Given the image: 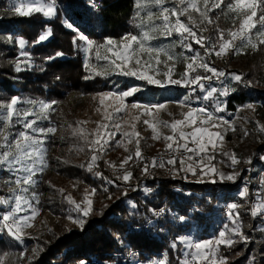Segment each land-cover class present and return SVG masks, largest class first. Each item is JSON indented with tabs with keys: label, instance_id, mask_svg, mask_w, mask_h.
<instances>
[{
	"label": "trees",
	"instance_id": "16d2710c",
	"mask_svg": "<svg viewBox=\"0 0 264 264\" xmlns=\"http://www.w3.org/2000/svg\"><path fill=\"white\" fill-rule=\"evenodd\" d=\"M232 2L224 0L220 9L209 13L213 23L207 22L204 36L216 41L218 29L224 30L227 38L229 30L239 27V19L228 12L227 5ZM56 8L58 14L51 19L37 13L0 17V104L19 97L21 106L30 101H55L53 106L57 108L73 92L88 94L106 92L115 86L128 87L111 78L86 79L77 34L96 43L136 34V0H56ZM62 18L76 31L64 28ZM49 29L52 35L36 43ZM194 30L199 34L198 29ZM9 36L13 37L11 43ZM19 38L24 39L25 50L31 54L34 64L31 70L15 71L13 63L21 51L16 42ZM248 51L236 58L227 55L215 60L219 70L229 75L237 71L230 66L244 65L247 69L243 82L228 86L219 79V89L224 84V91H228L223 100L229 113L235 111L236 104L249 101L264 109V45ZM57 52L63 55L46 59ZM147 90L153 97L160 93L157 88ZM133 99L144 100V92ZM2 126L0 124V128ZM262 164L264 166V162ZM99 172L102 177L87 172V178L103 206L95 208V215H91L79 231L65 233L40 245L28 264H156L163 259L166 264H183L182 246L177 236L189 231L194 224L204 227L200 233L206 237L211 218L224 207L222 203L233 201L235 197L232 196L235 185L231 183H185L164 178L158 170L142 177L139 166L131 167L132 177L128 182L118 178L123 175H111L103 166ZM160 208L165 209L163 217L153 218V210ZM248 238L244 247L235 245L221 249L220 255L227 257V264H252V257L255 264H264V230L253 229ZM24 241L25 248L7 230L1 231L0 264H20L22 252L31 246L29 239Z\"/></svg>",
	"mask_w": 264,
	"mask_h": 264
},
{
	"label": "rangeland",
	"instance_id": "374dc122",
	"mask_svg": "<svg viewBox=\"0 0 264 264\" xmlns=\"http://www.w3.org/2000/svg\"><path fill=\"white\" fill-rule=\"evenodd\" d=\"M14 2L15 0H0V17H19V15L15 14L13 10ZM41 2L46 3L47 0H41ZM164 6L170 9L178 7L180 6L179 0H165ZM201 7L203 6L201 5ZM136 9V25L139 23L137 16L138 13H140V15L146 20L148 12H152L155 16H159L160 11L158 6L150 4L148 0H136ZM37 14H40L44 19H49L42 13ZM190 15L196 24L199 25V28L196 29L199 30L206 26L207 21L202 22V18L198 12L190 10ZM172 19L174 20L175 18ZM181 19L186 23L188 22L187 15L182 16ZM154 22L158 24L160 23V20L154 19ZM69 25V22L66 21L65 18H62V26L64 28L76 31L72 26L69 27ZM141 31L142 29L138 28L136 34H139ZM255 31L256 30H253V42L258 43L255 37ZM79 36L80 34L78 33L77 38L81 42L80 50L82 53L84 68L86 69L87 77H90L88 79H93L95 77L111 78L119 81L121 84H126L128 87L123 89L115 86L106 92H94L88 94L70 93L57 108L52 106L53 110L48 113L47 119H42L38 122L37 127H54L56 128V132L49 133L43 145L46 149L48 167L35 177L38 184L32 188V191L39 193V204L37 205L38 214L28 221L29 226L23 228L22 237L19 242L21 243V246H24L23 248H25L24 240L29 239L31 246L29 248L26 247L25 251L22 252L20 256V264L30 263L31 258L37 253V251H39L40 245L44 244V242L54 240L65 233L79 231L81 227L74 223L73 219H82L83 225H85V221H87L91 215H95L97 212H95V210L103 206L102 200H99L97 192L95 191V194L89 197L93 201V211L88 216H82V214H78L74 210L73 205L69 204L65 199L66 196L70 195L76 202H81L84 199L86 192L90 193L93 190L88 182L89 179L87 178V172H99L101 166L114 176L123 175L125 172H130L131 167L139 166L142 169V177L150 176L158 170L164 178L171 177L173 180H181L185 183H213L212 180L214 177L211 174L193 175L190 172L180 171L179 160H177L176 165L173 166L166 163L167 159H163L165 162L163 167H154L153 158H159L162 154L169 152L166 150V141L163 137L172 135V132L170 128L161 126L159 127L161 138L153 139L151 128L144 123L145 120L151 121L152 117L146 115L145 109L142 107L133 108L131 106L133 104L149 106L159 104L165 105L163 109L158 110L152 108L151 111L158 120L169 123L176 119H184V114L189 110L199 109L201 107L212 112L214 116L222 117L224 121L229 122L225 125L221 121H215V123L220 125L218 128H213L211 125L204 126L208 127L210 131H219L223 135V140L217 142V146L214 150L209 146L208 154L215 157V159L211 161V165H214L219 171L224 172L225 174H233L234 172L240 174L235 181H221L218 176L215 177V183L234 184L235 191L232 196L235 197H233V201L222 203V206L224 207L211 218L212 224L208 229L206 237H203L200 233L204 227H198L193 224L189 231L177 236V241L178 238H185L186 240L193 242L213 240L226 225L229 228L233 227L232 221L229 217L230 211H232L233 214H239V227L247 237L253 229L260 231L264 230V210H262V212L256 217H253L251 214L253 207L258 202L264 204V166L262 164L264 160L261 159V157L264 156V132L260 130L261 127H264V109H261L256 103L249 101L242 104H236L235 111L229 113L224 108V95H219V93L214 94V99L208 101L203 98L205 92L200 88H195V91H193L195 86L183 87L178 85H166L164 87H159L156 85H149L146 81L138 80L135 77H125L116 74V72L110 67L111 54L107 53L105 48H99V55L102 58L98 60L97 49L94 47L90 52H85V40L79 39ZM123 37L114 41L120 43ZM179 40L180 37L175 34L168 38L157 34V38L152 40L151 44L153 47L170 49L174 56H179L181 53H183L184 56H193L197 52L202 56L204 55V50L199 45L197 47L194 46L195 44H193L192 52L185 51V49L179 45ZM104 42L94 43L96 45H103ZM239 43L240 42L237 41L238 45ZM255 50L256 48L247 47L242 49L240 53L233 50L229 51L227 55L236 58L239 55H244L246 51L251 52ZM106 55L110 58L109 60L103 59ZM146 58L147 57H145V59ZM217 58L218 57L215 54H212L206 59L211 66L219 70L218 66L215 65V60ZM22 59L23 57L19 56V58L13 63L14 67L18 60ZM161 60L166 61L168 65L172 64V61H167L166 57L162 56ZM31 64L32 67H26V70H31L33 68L34 64L32 61ZM129 66L136 67L134 62ZM22 67H24V65H22ZM158 67L160 68L161 75L156 78L163 79V73L167 71V67H165L164 63H161ZM229 68L236 69L237 71L235 72L242 77L247 71L244 65L230 66ZM106 71L108 74H105ZM184 71L185 63L181 58V60L175 64L173 78H179L180 74ZM197 71L201 75H211L210 73L203 72L202 69H198ZM97 72L101 74L96 75ZM220 79L228 86L236 82L231 79V75H226ZM220 82L221 81L216 79L203 81L205 89H210L212 87L219 89ZM223 85L224 84L221 85L222 89L220 88L222 91H224ZM131 87H139L141 90L135 93L134 96L125 98V107L123 111L119 113L115 112V108L119 107V104L114 97H104V102L103 104L101 103L102 94L109 92L118 93ZM148 88L159 89V95L155 97L151 96L147 92ZM143 92L145 95L144 100L133 99ZM193 95L196 97H193ZM185 97H189V99L185 100ZM39 103L40 102L35 104L38 106ZM249 104L253 107L248 108L247 105ZM216 105L222 107L224 111L216 112ZM17 107L21 109L31 108L32 104L24 102L22 106L18 104ZM2 112L3 109H0V113ZM109 113H113L111 121L105 119ZM33 118L34 117H29V119ZM205 118L206 117L203 115L200 116V119ZM117 123L121 125L119 132H116L114 127L110 128V130L116 132V134L113 136L110 143L105 146V151L99 156L93 170L88 171L87 164L90 161L93 152L91 146L82 139V136L87 135L89 140L95 139L94 133L98 130L99 124L114 125ZM2 128L3 126L0 129ZM22 130L23 127L21 124H15L14 127L8 129V131H11L13 137L16 133ZM191 130V127L184 129L186 132H190ZM133 131L140 133V150L142 154V158L140 159L135 157L136 138L133 137L132 142L128 143L126 138L123 137L124 132ZM189 146L195 147L191 144ZM181 152H183V150H181ZM224 153L229 155H224ZM231 154H235L240 161L237 165L233 166L231 164ZM130 155L133 158L124 165V168H121V163ZM184 155L188 154L184 153ZM249 159L251 160L250 164L247 163ZM258 159L261 161H258ZM188 163H193L197 172L200 171L199 167L193 161H187L185 167H187ZM205 163L207 164L208 161L205 160ZM146 167L147 172L144 171ZM11 178H14L12 173H9L6 170H0V197H9L12 195L11 190L14 189L16 185L14 183H9ZM245 187L248 188L249 194L247 197L242 198L240 192ZM60 190L63 191L61 192ZM221 191L222 190H219L218 192ZM257 193H259V195H257ZM232 204H237L239 207L235 210H231L230 205ZM9 210V205L0 204V216ZM155 210L157 209H154L153 212ZM158 210H161V214L158 216L152 212V215L154 216L153 218L155 219H161L165 212L164 208ZM20 215H24V213H21ZM69 217H72V219ZM3 230L6 232V229L2 226V221H0V232ZM234 239L236 243L233 246H245L246 242L241 241L239 236L234 237ZM180 245L182 246L180 253L185 259V252L189 249L185 247L184 243H180ZM222 248L228 247L223 245L220 246V250L217 253L218 256H221ZM131 263L133 264V262Z\"/></svg>",
	"mask_w": 264,
	"mask_h": 264
},
{
	"label": "snow or ice",
	"instance_id": "6c2138e0",
	"mask_svg": "<svg viewBox=\"0 0 264 264\" xmlns=\"http://www.w3.org/2000/svg\"><path fill=\"white\" fill-rule=\"evenodd\" d=\"M152 5L158 6L159 16H155L154 13L148 12L147 19L145 20L140 13L137 14L139 23L136 25L142 29L139 34H126L120 43L115 42L113 39L108 38L105 40L103 45H96L92 40H87L83 35L79 36V39L85 40L86 47L85 52H90L94 47L97 49V59L102 57L99 55V48H105L107 53L111 54V59L106 55L103 59H110V67L116 72V74L123 75L125 77H135L138 80L146 81L149 85H156L164 87L166 85H178L183 87L195 86L205 92L204 99H214V94L228 95V91H220L216 87L205 89L203 81H211L213 79L219 80L226 75L222 70L211 66L207 62V57L215 54L217 57L227 55L229 51L235 50L240 53L242 49L251 47L256 48L259 45H264V0H233L228 5V12L234 13L236 18L239 19V27L236 30H229L227 37H225L224 30L218 29V39L213 41L211 37H206L202 33L206 31L205 28L199 29V34L196 28L199 25L193 20L190 15V10L198 12L203 21H207L209 24L213 21L209 17V13L215 9H220L224 4V0H179L178 7L168 8L165 7V0H148ZM201 5L203 7H201ZM139 6V5H138ZM13 10L15 14L24 17L30 16L34 13H42L46 18H53L58 14L56 8V0H47L46 3H42L41 0H15L13 4ZM259 13V15H258ZM187 15L188 22L186 23L181 19L182 16ZM172 18H175L174 20ZM154 19L160 20V23H155ZM191 25V26H190ZM71 27V25H69ZM253 30L255 31V37L258 43L253 42ZM158 35H162L165 38L171 37L173 34L180 37L178 41L179 45L187 52L193 51V44L199 45L204 50L202 56L199 52L193 56H184L181 53L179 56H174L170 49L162 47H153L151 41L157 38ZM52 35V31L49 29L47 32L41 34L38 37L36 43L47 40ZM8 42H13V37L9 36ZM239 41V45L237 44ZM17 44L20 48L19 56L23 57L22 60H18L15 65V71H24L27 68H31L30 53L25 50V41L23 38H19ZM63 53L57 52L55 56L47 57V60L55 59L56 57L62 56ZM166 57L167 61H172L171 65H168L166 61H162L161 57ZM145 57H147L145 59ZM181 58L185 63V71L180 74L179 78L174 79L173 73L176 62L180 61ZM135 63L136 67H130L129 65ZM161 63L165 64L167 71L163 73V79L156 78L161 75L160 68L158 67ZM24 65V67H22ZM202 69L205 73L211 75H201L197 70ZM101 73L97 72L96 75ZM105 74H108L107 71ZM90 78V77H86ZM231 79L236 82H243V77L240 74H231ZM139 87H131L125 91L118 93H104L102 94L101 103L104 102V97H114L118 102L119 107L115 108V112L119 113L123 111L125 104L124 100L126 97L134 96L135 93L140 91ZM189 97H185V100ZM21 103L19 97H13L10 102L0 104V109L3 112L0 113V124H3V128L0 129V170H6L12 173L14 178L9 180V183H14L16 187L11 190L12 195L9 197H0V204L9 205L10 210L3 213L0 216L2 226L8 233L16 240H21L22 231L25 226L28 225V221L38 214L39 204V193L32 191V188L38 184L35 177L42 173L45 168L48 167L46 159V149L43 147L46 137L49 133H55L56 128L48 127L42 128L37 127V124L42 119L48 118V113L53 110L55 101L51 102H40L37 106L34 102L31 108L21 109L17 107ZM133 108H144L145 114L152 117L151 121L145 120L152 132L153 139H160L161 133L159 127L170 128L172 135L164 136L163 139L166 141V150L170 153L180 152L183 150L184 155L177 157L171 155L166 163L168 165L175 166L177 160H179L180 171L190 172L193 175H208L211 174L214 179L213 183L216 182L215 177H219L221 181L229 180L235 181L240 175L238 172L233 174H225L219 171L214 165H211V161L215 159L214 156L209 155V146L214 150L217 146L218 141L223 140V135L219 131H210L208 127L204 125H211L213 128H218L220 125L215 121H221L227 125L229 122L224 121L222 117H216L212 112H209L206 108L201 107L199 109H191L184 114V119H176L171 123L166 121L158 120L152 113L151 109H163L165 105H131ZM38 107V112H37ZM248 108H252L251 104L247 105ZM216 112H222L224 109L219 105L215 106ZM203 115L205 119H200ZM113 113H109L105 119L111 121ZM29 117H34L29 119ZM15 124H21L23 127L22 131H19L13 137L11 129ZM114 127L116 132H119L120 124H99L98 130L94 133L95 139L89 140L87 135H83L84 139L90 146L93 152L90 161L87 164L88 171H92L96 166V162L99 156L104 153L105 146L110 143L116 132L110 130ZM191 127L190 132L184 131L185 128ZM134 128V125H133ZM264 132V127L260 129ZM83 131V130H81ZM123 137L126 138L128 143L132 142L135 137L136 151L135 157L137 159L142 158L140 150V133L124 132ZM195 147H190L189 145ZM224 155H229L224 153ZM133 157L130 155L125 158L121 163L120 167L124 168V165L128 163ZM198 158V159H197ZM264 160V156L261 157ZM205 160L208 163H205ZM231 164L237 165L240 161L235 154L230 155ZM187 161H193L200 169L197 172L196 167L193 163H188L187 167L185 164ZM164 161L158 158H153V166H164ZM247 163H251L249 159ZM147 172V167L144 169ZM98 177H102L100 172H96ZM132 177L131 172H125L122 177L123 181L128 182ZM112 183V181H108ZM61 192L63 190H60ZM95 194V189L90 193L85 194L84 199L81 202H76L70 195L66 196L65 199L71 205L74 210L82 216H88L93 211V201L89 198ZM248 188L245 187L241 192L240 196H248ZM259 195V193H257ZM239 207L237 204L230 205L231 210H235ZM264 210V204L257 203L251 214L256 217ZM24 213V215H20ZM229 217L232 221L233 227L229 228L227 225L223 230L218 233V236L213 240L205 241H188L185 238H178V242L184 243L185 247L189 249L185 252V259L183 264H227L226 256H218L217 253L220 250V246L232 247L236 241L234 237L239 236L241 241L248 242V237L243 234L239 227V214H233L229 212ZM72 219V217H69ZM181 219H183L181 217ZM73 222L78 224L81 228L83 227L82 219H73ZM176 247V244H173ZM252 264H255V257L251 258ZM156 264H166L165 261H157Z\"/></svg>",
	"mask_w": 264,
	"mask_h": 264
},
{
	"label": "built area",
	"instance_id": "2783aa9c",
	"mask_svg": "<svg viewBox=\"0 0 264 264\" xmlns=\"http://www.w3.org/2000/svg\"><path fill=\"white\" fill-rule=\"evenodd\" d=\"M171 155H175V156H177V157H181V156H184V153L183 152H174V153H170V152H166V153H164V154H162L159 158H158V160L160 161V160H163V159H168ZM156 216H158V215H160L161 214V210H155L154 212H153Z\"/></svg>",
	"mask_w": 264,
	"mask_h": 264
}]
</instances>
